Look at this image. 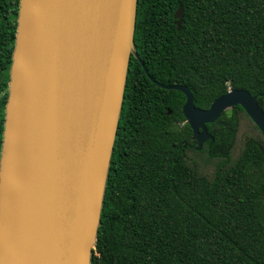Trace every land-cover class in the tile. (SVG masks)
Returning <instances> with one entry per match:
<instances>
[{"label":"trees","instance_id":"trees-1","mask_svg":"<svg viewBox=\"0 0 264 264\" xmlns=\"http://www.w3.org/2000/svg\"><path fill=\"white\" fill-rule=\"evenodd\" d=\"M19 4L0 0V156ZM134 43L149 74L187 86L196 107L239 89L264 109V0H139ZM141 74L144 104L156 96L148 105L164 116L132 117L140 98L129 102L128 84L91 264H264L260 130L238 105L206 124L213 140L200 147L183 114L185 95ZM243 121L249 131L239 145Z\"/></svg>","mask_w":264,"mask_h":264},{"label":"water","instance_id":"water-1","mask_svg":"<svg viewBox=\"0 0 264 264\" xmlns=\"http://www.w3.org/2000/svg\"><path fill=\"white\" fill-rule=\"evenodd\" d=\"M139 0H20L0 156V264H91L122 112ZM184 11L174 18L181 29ZM199 146L240 105L264 140V109L231 89L208 109L184 85ZM264 166V162H263Z\"/></svg>","mask_w":264,"mask_h":264},{"label":"flooded vegetation","instance_id":"flooded-vegetation-1","mask_svg":"<svg viewBox=\"0 0 264 264\" xmlns=\"http://www.w3.org/2000/svg\"><path fill=\"white\" fill-rule=\"evenodd\" d=\"M135 51H136L137 56L133 54L131 57V61L133 62V66H132L133 69H135L137 72H133L130 81L128 80V77H127L123 106H122V112L124 110H125V113L129 112V103H127V104L125 103V99H126L125 94H126V90H128L127 86L129 84V86H131V87H129V93H128L129 102L132 101V99H135L137 97V95H139V98H140L139 103L135 104V113L132 115V117H134L135 119H138L140 121V119H142L144 117V115L152 116L150 111L158 110V109H153L150 105H148L149 102H151L152 98L149 100L148 103H146L147 105L144 104V102H145L144 100H146V95L144 94V92L148 89V82L145 80V78L143 77V75L141 73L142 72L145 73L146 78L148 80H150L151 84H153L155 87L162 88L159 86V84H162V85H165V84L160 82L159 80H156L155 78H153L149 74V72H148L144 62L142 61L136 47H135ZM131 61H130V65H131ZM130 65H129V67H130ZM128 74H129V71H128ZM172 85H175V84H172ZM166 86H171V85H166ZM162 89H164V88H162ZM155 99H156V96H154L151 103H155L156 102ZM143 111H145V113H143ZM122 112H121L119 123L121 122L122 117H123ZM131 114H132V106H131V111H130L129 116ZM154 114H157V113L154 112ZM166 114H168V115L171 114V110L169 108L167 109ZM157 115L162 117V116H164V112H158ZM4 123H5V120H4ZM137 123L141 124L142 122H137ZM183 124L184 123H181L180 125H183ZM118 129H119V127H118ZM117 133H118V131H117Z\"/></svg>","mask_w":264,"mask_h":264},{"label":"rangeland","instance_id":"rangeland-1","mask_svg":"<svg viewBox=\"0 0 264 264\" xmlns=\"http://www.w3.org/2000/svg\"><path fill=\"white\" fill-rule=\"evenodd\" d=\"M248 131H249L248 130V124H247L246 121H243L242 124H241L240 130H239V133H238V144L239 145H242L243 144L245 133L248 132ZM198 161L207 170H211L212 167L210 165H206L205 166V163H204V161L202 159L198 158Z\"/></svg>","mask_w":264,"mask_h":264}]
</instances>
